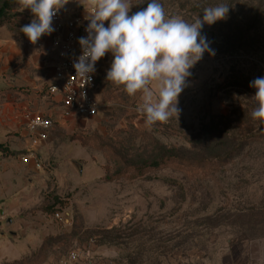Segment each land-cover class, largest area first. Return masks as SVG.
<instances>
[{
    "label": "rangeland",
    "instance_id": "obj_1",
    "mask_svg": "<svg viewBox=\"0 0 264 264\" xmlns=\"http://www.w3.org/2000/svg\"><path fill=\"white\" fill-rule=\"evenodd\" d=\"M131 2L129 15L149 0ZM160 2L189 23L206 7L227 4L221 21L236 28V37L219 30L221 23L204 25L201 34L215 55L205 52L190 69L179 117L151 127L137 111L139 94L130 97L106 81L111 53L101 58L95 65L100 112L55 122L44 154L36 156L44 178L32 182L36 199L24 215L35 231L33 253L4 264H56L73 249L88 252L95 264H264V139H248L233 112L237 99L250 95L243 80L264 69L258 46L239 40L254 25L250 18L264 16V0ZM61 10L88 15L89 8L85 0H69ZM6 16L0 49L8 39H23L9 26L33 19L17 3ZM16 63L5 62L0 50V76L14 83L39 77L38 63L24 71ZM42 101L53 107L51 99ZM243 142L251 143L235 155ZM162 158L160 168L133 177V168Z\"/></svg>",
    "mask_w": 264,
    "mask_h": 264
},
{
    "label": "clouds",
    "instance_id": "obj_2",
    "mask_svg": "<svg viewBox=\"0 0 264 264\" xmlns=\"http://www.w3.org/2000/svg\"><path fill=\"white\" fill-rule=\"evenodd\" d=\"M16 3L33 15L20 31L30 43L36 44L42 36L55 31L53 18L69 0H16ZM85 3L91 12L86 16L87 36L78 39L81 55L73 64L76 77L89 84L96 63L111 53L113 59L106 81L122 87L130 97L139 94L141 103L137 111L144 115L147 126L178 118V97L191 75L190 69L205 52L215 55L201 30L205 24L225 19L229 6L220 3L206 7L202 18L189 23L169 15L160 0H149L146 8L131 15V0H85ZM249 86L256 90L253 96L256 107L251 118L259 122L264 132V77L255 78Z\"/></svg>",
    "mask_w": 264,
    "mask_h": 264
},
{
    "label": "crops",
    "instance_id": "obj_3",
    "mask_svg": "<svg viewBox=\"0 0 264 264\" xmlns=\"http://www.w3.org/2000/svg\"><path fill=\"white\" fill-rule=\"evenodd\" d=\"M49 40V35L42 36L39 41L43 42V47H38L39 41L30 44L27 39L12 38L0 49L5 62L17 61L16 64L21 67L19 71L27 67L32 69V63H38L35 68L39 75L34 80L30 78L32 82L23 80L20 83H14V78L10 76H0V143L15 153L4 155L0 152V264L20 260L33 253L31 242L35 231L28 228V218L24 215L30 209L32 197L36 199L31 195L36 191L32 182L44 178V170L40 164L37 165L35 158L44 154L45 146L32 145L25 129V116L48 115L54 117L55 122L66 118L61 95L46 98L43 93L45 86L54 79V66L58 60ZM42 71L46 72L43 77ZM24 86L29 89H23ZM37 92L42 97L39 101L36 99ZM43 99H51L53 107L42 105ZM25 154L32 156L26 163L20 159Z\"/></svg>",
    "mask_w": 264,
    "mask_h": 264
},
{
    "label": "built area",
    "instance_id": "obj_4",
    "mask_svg": "<svg viewBox=\"0 0 264 264\" xmlns=\"http://www.w3.org/2000/svg\"><path fill=\"white\" fill-rule=\"evenodd\" d=\"M90 12L91 9L89 8L88 14ZM86 16L80 14L67 15L60 10L53 18L55 31L49 35L50 48L57 53L58 60L54 66V79L52 83L45 86L43 93L46 98L60 94L64 116L68 118H93L100 112V103L97 97L99 83L96 71L92 74L91 82L85 84L82 78L76 77L73 67L74 62L81 55L78 39L87 36L85 29L89 21ZM107 24L106 21L105 26ZM37 46L43 47V42L39 41ZM54 127L55 121L51 117L32 114H28L26 117L25 129L34 146H40L47 142ZM31 157V154H25L20 156V159L26 163ZM37 165H39L38 161ZM56 264H95V262L88 252L73 249L59 259Z\"/></svg>",
    "mask_w": 264,
    "mask_h": 264
},
{
    "label": "trees",
    "instance_id": "obj_5",
    "mask_svg": "<svg viewBox=\"0 0 264 264\" xmlns=\"http://www.w3.org/2000/svg\"><path fill=\"white\" fill-rule=\"evenodd\" d=\"M14 3H16V0H4L2 5L0 6V26L4 25L6 22V14H7V10L10 9ZM264 21V16L256 13L254 15V18L252 17V19L250 18V23L253 25L251 29H249L245 36H243L242 38H240L239 40L242 41L244 40H252L253 43H255V45L258 46V49H256L255 51H257L258 53V57H259V61L263 64L264 67V30L261 28V25L263 24ZM30 22L28 21H21V25L20 28L26 24H29ZM217 23H221L218 26L219 30H223V32L225 33V35L229 38L232 37H236V28L233 27L232 24H226L225 21L222 22L221 20H218ZM223 25V26H222ZM20 28H13L9 26V29L11 31H14L17 35H19L21 38L23 39H27L28 38L20 31ZM257 77H264V69L260 70V72L255 73L252 77L248 76L246 78L245 84L242 85L241 84V88L244 90H247L250 95L246 96V97H242V98H238L237 99V105L235 106L234 109V114L236 117V122H237V126L239 128L243 127L245 128L244 130H247L248 134V139H253L252 142L254 141H259L261 139H264V132H262L261 130V126L259 125V122L256 120H253L251 118V112L254 109V107H256V102L253 99V96L255 95V89L250 87V82L253 81L255 78ZM250 137V138H249ZM246 139V138H245ZM251 142L247 143V142H243L238 144L239 149L237 150L236 154L240 153V151L242 150V148L246 145H249ZM0 152H2L4 155H10V154H15L14 152H11L7 147H5L3 144L0 143ZM167 162V160H165L164 158L162 159H156L152 162L149 163H145L144 165L138 166L133 168V177L136 176H141L142 174H144L148 169H152V168H160L161 166H163L165 163ZM107 179L110 180L109 176H107ZM42 211H45L46 209L44 207L41 208ZM48 211V210H46ZM57 212V211H56Z\"/></svg>",
    "mask_w": 264,
    "mask_h": 264
}]
</instances>
